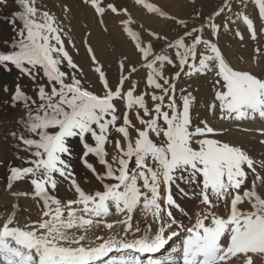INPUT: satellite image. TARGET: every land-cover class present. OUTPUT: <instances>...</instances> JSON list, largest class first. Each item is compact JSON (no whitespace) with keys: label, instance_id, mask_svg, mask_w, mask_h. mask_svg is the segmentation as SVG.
<instances>
[{"label":"snow or ice","instance_id":"snow-or-ice-1","mask_svg":"<svg viewBox=\"0 0 264 264\" xmlns=\"http://www.w3.org/2000/svg\"><path fill=\"white\" fill-rule=\"evenodd\" d=\"M8 2L0 0V6ZM13 2L18 10L3 17L12 35L0 41V96L23 115L7 134L17 142L21 165L9 166L6 188L13 197L35 200L38 216L29 214L21 223L17 216L28 210L18 199L0 215V264H264V158L221 139L226 130L207 118H194L196 97L180 86L184 78L210 75L209 114L259 122L245 130L264 137V71L233 67L219 46L221 29L244 39L239 28L233 32L238 23L252 41L264 36V0H221L191 28L148 0H134L184 29L169 37L145 28L147 41L132 27L127 8L83 0L101 24L106 12L126 17L120 24L138 57L118 61L113 85L85 37L99 88L69 51L79 49L61 17L41 0ZM250 4L255 19L247 12ZM60 7L71 11L67 4ZM253 53L259 64L264 47ZM140 70H146L142 88L132 79ZM13 74L11 83L3 79ZM25 78L30 91L21 83ZM93 180L92 188L84 186ZM22 183L29 189L15 191ZM64 183L71 196L61 198ZM182 201H198L195 212ZM173 238L179 244L170 254L154 258Z\"/></svg>","mask_w":264,"mask_h":264},{"label":"rangeland","instance_id":"rangeland-1","mask_svg":"<svg viewBox=\"0 0 264 264\" xmlns=\"http://www.w3.org/2000/svg\"><path fill=\"white\" fill-rule=\"evenodd\" d=\"M74 1L75 0H43V1L41 0V2L46 4L52 11H54L58 17H61L64 24H66V27L71 26V24H70L71 19L69 17L70 12L69 13H63L60 6L62 4H67L68 6H70ZM77 1L84 4L83 0H77ZM164 1H165L164 3L160 4L158 2H153L152 0H148V2L154 3L157 6L162 7L169 14L174 15L178 18L185 19L187 21L189 28H191L194 25L201 24L203 22V16H207L208 14H210L221 2V0H178L177 2H175V0H164ZM104 2L105 3H108V2L115 3L118 7L127 8L128 10L131 9V6H129V5H131V4L133 5L135 3L134 0H104ZM235 7H236V5L234 4V9H235ZM89 8H91V7H89ZM13 10H18L17 6L13 2V0H9L8 6H0V41H2L4 39H9L12 35L11 28L8 25V23L5 20H3V17L6 15H9L11 13V11H13ZM195 12L202 13V16L200 18L195 17V15H194ZM247 12L250 15V17H253L255 19L256 11L254 10V8L251 4L249 5ZM148 14L150 15V13H148ZM121 16H124V15L121 14ZM153 16H155V19L157 18L158 20L156 22L154 20H152V22H151L148 19V22L150 24H155V29H153V30H155L157 32H160L162 34H166L169 37H173V36L178 35L179 33H182L184 31L183 28L178 27L172 21H168L166 19L158 17L155 14H151V17H153ZM64 17H67V18L64 19ZM96 18H98L97 15H96ZM125 18H123V19H125ZM132 19H133L132 27L135 30L143 33V30L145 28H148V27H146V25L144 23L141 22V20H139V19L135 20V18H133V17H132ZM222 19H223L222 17L219 18L217 20V23H220ZM83 21H85V20L82 18L78 19L77 20L78 27H76L75 33L71 32V36L75 41L76 47L79 49V52L81 51V54L84 56V57H82L83 63L79 64V65L83 69V72L85 74L87 81L89 83L93 84L94 88H99L100 87L99 83L96 82V79L95 80L93 79L94 76H95V78H97V74H95L94 71L91 70L92 65L91 66L87 65L88 62L85 59V57L87 58L88 55L85 53L86 50H85V47L83 44V40L85 37H87L88 43L93 47V49H96L97 51L100 52V54H102L101 57H99V56L98 57L101 59H104V61L101 59H99V61L104 66L110 83L115 85L118 82V77H119L118 61L122 57L120 59L117 57V58H115L116 60L114 59V61L112 60L111 57H110V59L109 58L107 59V57H108V54L111 55L112 53L120 52L126 47L124 44V40H123L124 38H123L122 34L116 32V29H120V27L122 29V26H121V24L116 25V21L110 22L106 25H104L105 23L101 24L99 22V20H97V19H96V22H94L92 20L91 21L87 20V21H85L86 23H84ZM255 22H256V27L259 28L260 27V21L256 20ZM67 24H69V25H67ZM140 24H142V26H143L142 28H140ZM232 28H233V32L236 30V28H239V30L242 32V34L244 36V39L240 40L238 37L233 35L232 32H225L223 29H221L220 35H219V46L222 49L223 54L227 58L228 62L233 67H235L237 69H250V70L257 72V73L264 71V56L260 57V63L259 64H257L252 59V56L254 54L253 53L254 48L257 46L264 47V36H260L258 41H252L249 37L247 30H246V26H244L242 23H238L237 25H233ZM79 30H80V32H79ZM107 30H110L111 32L110 31L107 32ZM93 32H96L98 37H96L95 35H92ZM78 33H80V34H78ZM205 35L206 36L208 35L207 30L205 31ZM225 37H228V38L226 39ZM144 39L147 41L149 39L148 35H147V38H144ZM160 46H161L160 44H157V46H156L157 50L159 49ZM69 51L74 52L75 50L69 46ZM126 56L129 58V61L133 62V63L135 61H137V59H138L135 52H134V54H128ZM87 66L90 67V70ZM171 71H173V70L171 68H169L168 72H171ZM138 72H140V74L136 75L135 77H132V79L141 81V88H142L143 87L142 77L145 75L146 70H140ZM91 74L93 76H91ZM3 79L6 80L7 82L11 83L15 79V74L4 75ZM21 83L25 86L26 90H28V91L31 90V82L28 81L26 78L24 80H22ZM130 83H131V81L129 83H126L125 88L130 86ZM180 86L181 87H188L189 90H191L196 97V104H195V107L193 109V117L194 118L197 116L201 119L207 118L209 120L210 124L213 127L216 126V128H218V124H219V126H220V124L222 125V122H224L226 124H232L233 123V122H229V121H222V120L218 119V116L214 117L211 114H209V112L207 111L206 105L208 103H210L212 100L209 98V95H211L213 92L210 75H208V76L197 75V76H194L192 78H184L180 81ZM3 99H5V97L0 96V142L5 144L6 146L4 148H0V157H5V162L8 164L4 165V166H0V169H2V168H3L2 170L6 169V173L8 174L10 164L16 165V166L21 165V161L18 160L15 156V153L18 149L16 147H14V145L17 142L15 140H13L7 134L11 129L18 128V125L15 122V118L20 116V115H23V112H22V109H20V108H17V109L7 108L2 103ZM119 107L121 108V111H123L122 105H119ZM220 121H222V122H220ZM245 124L248 126L241 124L244 127H243V130L240 132V134L245 132V133H248L247 135H250L251 133L247 132L249 130H245L246 129L245 127H247V128L256 127V126H258L259 122H257L256 125H254L252 123H247V122ZM255 133L257 135H259L257 132H255ZM260 140H261L260 138H253V141H251V140H246V141L241 140V141H242V145L246 146V148L249 151H251L254 148L255 144L261 145L259 143ZM262 146L264 147V145H262ZM20 147L22 148L23 146L21 145ZM263 147H262V152L264 153ZM108 151L110 153L112 152L111 146L108 147ZM7 152H8V154H7ZM20 155L21 156H27L28 153H26L24 151H20ZM254 158H256V157H254ZM74 163L76 164L77 173L80 174L81 176H83L85 174V170L79 165L78 161H74ZM94 185H95V182L93 180V183L88 184L87 187L90 189ZM176 239L177 238H175V240ZM171 241L169 242V244L166 247L170 246ZM177 242L179 243V239H177ZM158 259H160V258L158 257Z\"/></svg>","mask_w":264,"mask_h":264},{"label":"bare ground","instance_id":"bare-ground-1","mask_svg":"<svg viewBox=\"0 0 264 264\" xmlns=\"http://www.w3.org/2000/svg\"><path fill=\"white\" fill-rule=\"evenodd\" d=\"M152 1L153 2H158L160 4L165 2L164 0H152ZM177 1L178 0H175V2H177ZM129 6H131V9H129V12H130L131 16L133 18H135V20L136 19H139V20H141L142 23H144L146 25V27H148V28H152L153 27L152 29H155V24H150L148 22V19L151 22H152V20H154L156 22L158 19L157 18L155 19V16L151 17V14L149 15L146 9H144L142 6L136 5L135 3L133 5L131 4ZM69 7L71 9L70 16H69L70 19H71V20L69 19L71 26H68V28H70L71 29V32H73V33H75L76 27H78V25H77V20L78 19L82 18L85 21H87V20L91 21L92 20L94 22H96V19L98 20V18H96L95 13L93 12V10L91 8H89V6L86 5V4H82L81 2H78L77 0H75ZM117 16H116V14L114 15L111 12H106L104 14V17H103V20H104V23H105L104 25H106V24H108L110 22H115V21H116V25H119L120 24V21L123 18H125V16H121V15H117ZM85 21H83V22L86 23ZM67 25H69V24H67ZM142 27H143L142 24H140V28H142ZM109 31L110 30H107V32H109ZM79 32H80V30H79ZM116 32L122 34V36L124 38L123 39L124 40V44H125L126 47L122 51H120V52H115V53H112L111 55L108 54L107 59L108 58L110 59V57H111L113 61L117 57L120 59L121 57H124L125 55L134 54V52H135L134 51L133 44L130 42V39L126 36V34L121 29V27H120V29H116ZM78 34H80V33H78ZM142 34L144 35V38H147V34L144 33V30H143V33ZM92 35H95L96 37H98L96 32H93ZM225 38L227 39L228 37H225ZM94 50H95V54L97 56V59L98 60L101 59L99 57H101L102 54H100V52L97 51L96 49H94ZM70 52L73 54L74 59H75V61L78 64H82L83 63L82 57H84V56L81 54V51L80 52L79 51L78 52H76V51H74V52L73 51H70ZM85 53H86V51H85ZM85 59L88 62L87 65L91 66V64H90L91 63L90 58L89 57H87V58L85 57ZM101 60L104 61V59H101ZM88 68L90 70V67H88ZM138 74H140V72L134 74L132 77H135ZM91 76H93V75L91 74ZM93 79L94 80L96 79V82L98 83V80H97V78H95V76L93 77ZM213 95H214V93L212 92V94L209 95V98L212 99L213 98ZM220 122H222V121H220ZM243 125L248 126L245 123H243ZM243 127L244 126H242L239 122H233L232 124H226V123L222 122V125L220 124V126H219V124H218V129H224V130H226V134L223 135L220 138L223 139V140L232 141V142H235V143H238V144H242V141L241 140H244V141L251 140V141H253V138L264 139V137H260L259 135H257L255 133V131H252V130L247 131V132H250L251 133L250 135H247L248 133H245V132L242 133V134H240V132L243 130ZM245 128H247V127H245ZM252 128H254V127H252ZM252 128H247V129H252ZM5 146H6L5 144H3L2 142H0V148H4ZM262 147H263L262 145L255 144L254 148L250 151V154L252 156L256 157L257 160H259L261 158H264V153L262 152ZM263 151H264V147H263ZM7 154H8V152H7ZM110 155H111V153H110ZM7 164L8 163L5 162V157H0V166H4V165H7ZM2 169H0V215H3L6 211H10L11 205L13 203H15L17 201V199H18L19 204L21 206V209H27L28 211L27 212H23L22 211L17 216V219L20 220L21 223H23V222L26 221V217L29 214L31 215V218L32 219H36L37 216H38V206H37L35 200H33L32 198H25L23 195L19 196L18 198L17 197H13L12 195H10V193L7 191V188H6V180H7V175L8 174L6 173V169H4V170H2ZM84 186L86 188H88L87 185H84ZM28 189H29V185L27 183H22V184H17L15 186V189L14 190L15 191H26ZM67 189H68L67 183H64V184H61L60 185V187H59V196L61 198H65V197H70L71 196V193L69 191H67ZM182 203L185 206V208L187 209V211L190 214H193L195 212V210H196V204L198 203V201H182ZM187 222L188 221L185 218V223H187ZM154 227H155V225H154ZM178 244L179 243L177 242V239L175 240V238H173L172 241H171V243H170V246H168V247L165 248L166 250L164 249V250L161 251V253L153 254L154 255V258H158V257L159 258H163L164 256L169 255L170 252H171V248L176 247Z\"/></svg>","mask_w":264,"mask_h":264}]
</instances>
